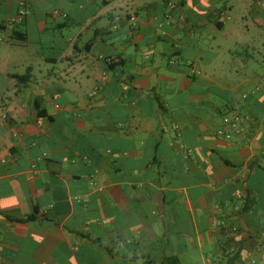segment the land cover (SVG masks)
<instances>
[{
    "label": "crops",
    "instance_id": "crops-1",
    "mask_svg": "<svg viewBox=\"0 0 264 264\" xmlns=\"http://www.w3.org/2000/svg\"><path fill=\"white\" fill-rule=\"evenodd\" d=\"M19 1L0 264H264V0Z\"/></svg>",
    "mask_w": 264,
    "mask_h": 264
},
{
    "label": "built area",
    "instance_id": "built-area-1",
    "mask_svg": "<svg viewBox=\"0 0 264 264\" xmlns=\"http://www.w3.org/2000/svg\"><path fill=\"white\" fill-rule=\"evenodd\" d=\"M19 3L20 8L18 12V17H24L29 13L28 8L26 6V2L24 0H20ZM187 65L189 67H192L193 62L191 60H188ZM249 119V115H243L240 113L226 115L223 118V126L217 130V134L226 139H231L233 138L235 132H240L242 130L244 122H248Z\"/></svg>",
    "mask_w": 264,
    "mask_h": 264
},
{
    "label": "trees",
    "instance_id": "trees-1",
    "mask_svg": "<svg viewBox=\"0 0 264 264\" xmlns=\"http://www.w3.org/2000/svg\"><path fill=\"white\" fill-rule=\"evenodd\" d=\"M23 37H24V35H22V34H19L17 36L18 39H21ZM13 77L17 78L21 82H26L31 78V71H28L25 74H13Z\"/></svg>",
    "mask_w": 264,
    "mask_h": 264
}]
</instances>
